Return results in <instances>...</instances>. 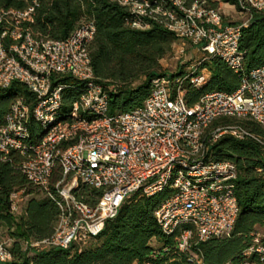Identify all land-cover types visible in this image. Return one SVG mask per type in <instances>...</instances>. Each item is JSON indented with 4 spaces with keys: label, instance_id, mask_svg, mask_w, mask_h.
Masks as SVG:
<instances>
[{
    "label": "built area",
    "instance_id": "built-area-1",
    "mask_svg": "<svg viewBox=\"0 0 264 264\" xmlns=\"http://www.w3.org/2000/svg\"><path fill=\"white\" fill-rule=\"evenodd\" d=\"M20 1L22 8L0 7V88L17 81L34 104L30 109L21 95L12 98L0 125V160L19 154L22 175L58 208L52 233L29 245L80 248L128 196L165 189L169 195L154 217L166 234L188 226L176 237L179 252L229 236L238 213L236 170L228 160H213L210 147L224 134L258 140L240 120L264 127V63L243 73L234 92L207 91L192 105L181 85L204 83L208 73L199 64L208 56L233 71L242 69L240 31L252 12L264 10V0H235L246 17L240 23L224 22L220 9L205 0H108L126 9L130 28L146 30L155 23L173 33L169 56L182 68L174 76L176 71L155 76L140 106L113 113L108 112L112 85L96 81L90 64L93 20L81 21L64 39H53L32 27L42 0ZM63 75L83 83L67 112L61 109ZM220 118L236 122L211 125ZM31 119L42 126L36 141L30 138ZM83 187L99 191L94 203L81 199ZM21 196L22 190L9 195L12 215L20 214ZM11 259L9 244L0 240V262ZM224 264H264L261 233H251L238 261Z\"/></svg>",
    "mask_w": 264,
    "mask_h": 264
},
{
    "label": "trees",
    "instance_id": "trees-1",
    "mask_svg": "<svg viewBox=\"0 0 264 264\" xmlns=\"http://www.w3.org/2000/svg\"><path fill=\"white\" fill-rule=\"evenodd\" d=\"M205 1L214 8L220 2L238 8L235 0ZM24 5L20 0H0L3 8ZM128 17L126 9L108 0H42L32 24L33 29L42 34L64 39L81 21L93 20L94 34L88 46L90 64L96 81L112 85L108 92L109 113L126 111L143 103L151 80L165 73L158 71L159 61L170 55L175 42L173 33L155 23L146 30L130 28L126 25ZM239 50L242 69L238 71L216 57L208 56L201 61L199 67L208 73L204 83L198 87L188 82L181 85L188 105L207 91L234 92L243 73L264 63V10L252 12L248 23L241 28ZM181 71L179 66L171 76ZM59 80L67 85L62 91L61 107L67 112L70 103L81 93L83 83L67 75ZM15 95H21L30 109L34 104L33 95L17 81L0 88V125ZM229 122L236 120L220 118L211 125ZM240 123L263 143L253 138L237 140L224 134L210 147L213 160H228L236 170L234 195L238 213L229 236L211 237L191 245L185 253L179 252L176 237L188 226L182 225L166 234L154 217L155 208L169 195V190L165 189L152 196L140 192L128 196L87 246H30V241L41 240L52 233L58 208L41 192V196L27 199L22 214L10 213L11 192L22 190L26 195L32 189L39 190L18 169L21 156L12 153L10 160H0V240H10L12 259L0 264H224L238 261L251 233L259 231L264 243V127L250 120H240ZM28 129L31 140L36 141L41 135V124L31 119ZM80 194L83 201L94 203L99 191L83 187Z\"/></svg>",
    "mask_w": 264,
    "mask_h": 264
},
{
    "label": "rangeland",
    "instance_id": "rangeland-1",
    "mask_svg": "<svg viewBox=\"0 0 264 264\" xmlns=\"http://www.w3.org/2000/svg\"><path fill=\"white\" fill-rule=\"evenodd\" d=\"M219 9L222 12L224 22L240 23L241 21L245 20V18H246L243 14H241L235 7L231 6L230 4H224L221 2ZM179 65H181L179 60L172 59V58H170V56H168V57L159 61L158 69L160 72L170 73V72L176 71L178 69ZM136 84H137V82L134 83L133 86H135ZM32 196L39 197V196H41V192L39 190L32 189V192L29 194L25 195L22 193L21 205H20V214H22V212H23V208H24V205H25L27 199L29 197H32ZM4 242L6 244H9V246H10V243H11L10 240L6 239V240H4ZM92 242H93V240H89L83 246H87V245L91 244Z\"/></svg>",
    "mask_w": 264,
    "mask_h": 264
},
{
    "label": "crops",
    "instance_id": "crops-1",
    "mask_svg": "<svg viewBox=\"0 0 264 264\" xmlns=\"http://www.w3.org/2000/svg\"><path fill=\"white\" fill-rule=\"evenodd\" d=\"M221 3V2H220ZM220 3L218 4V8H220ZM224 4H227V3H224ZM231 6H233V5H231ZM234 7V6H233Z\"/></svg>",
    "mask_w": 264,
    "mask_h": 264
}]
</instances>
